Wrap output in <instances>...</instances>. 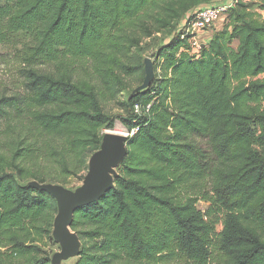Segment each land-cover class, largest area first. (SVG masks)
<instances>
[{
    "label": "trees",
    "instance_id": "obj_1",
    "mask_svg": "<svg viewBox=\"0 0 264 264\" xmlns=\"http://www.w3.org/2000/svg\"><path fill=\"white\" fill-rule=\"evenodd\" d=\"M170 1L0 0V42L29 38L23 90L0 96V264H49L56 200L20 180L81 178L117 120L131 133L126 155L113 187L74 212L73 264H264V20L250 9L264 0H237L197 57L180 38L185 11L159 51L162 73L123 114L103 109L140 19ZM88 62L103 85L72 79Z\"/></svg>",
    "mask_w": 264,
    "mask_h": 264
},
{
    "label": "rangeland",
    "instance_id": "obj_2",
    "mask_svg": "<svg viewBox=\"0 0 264 264\" xmlns=\"http://www.w3.org/2000/svg\"><path fill=\"white\" fill-rule=\"evenodd\" d=\"M217 0H173L168 2L163 8H159L153 11L151 14L144 16L140 19L141 26L137 29L135 34V43L131 46L127 53L122 54V60L125 64L124 67L115 68L114 72L120 77L122 83L118 84V88L110 92V96L103 103V109L112 115L123 114V102L133 94V90L142 84L144 79V71L139 70V64L143 65L144 59H151L154 67V78L152 82L162 73L163 67L162 58H159L160 49L166 45L171 38L177 35L180 28V20L191 12L199 9L201 5L207 6L215 3ZM167 7V8H166ZM250 9L255 13L256 19L259 21L264 20V9L259 8L256 4H251ZM186 11V13H185ZM185 13V14H184ZM230 19L228 13L219 19L209 29V33L212 35L214 32L228 27ZM230 28V27H229ZM7 39L0 42V96L1 95H14L20 93L23 90V69L27 66L22 57V50L27 46L29 38H26L21 33H11L7 35ZM74 71L72 79L82 82H89L101 86V79L97 77L93 63L88 62L86 65L76 63L74 65ZM264 75L259 76L260 78ZM151 82V83H152ZM103 85V84H102ZM113 132L115 135L123 136L127 139L131 133L127 132L125 127L119 120L115 122ZM257 134L260 133L259 127L255 124ZM104 135L110 134L108 130L103 131ZM113 133V134H114ZM127 142V141H126ZM0 149H4L1 148ZM119 165V164H118ZM114 168V174L117 172V167ZM89 170L80 178H70L67 185L62 186L64 189L73 191L84 182ZM23 185L31 186H46L49 182H39L32 178H26L20 180ZM211 189V181L203 182L200 191L203 193H209ZM200 192L194 193L193 197L197 199L196 205L199 209L205 213L210 207L202 197ZM209 216H206L208 219ZM225 216L223 214H217L215 218L217 223L215 224V232L219 234L224 229ZM46 244L43 249L49 256V264H73L78 258V253L81 249V241L77 246L74 253H63L62 245L52 235V239H46ZM177 264H189L184 261H178Z\"/></svg>",
    "mask_w": 264,
    "mask_h": 264
},
{
    "label": "water",
    "instance_id": "obj_3",
    "mask_svg": "<svg viewBox=\"0 0 264 264\" xmlns=\"http://www.w3.org/2000/svg\"><path fill=\"white\" fill-rule=\"evenodd\" d=\"M204 46V45H203ZM144 79L133 92L146 89L154 78L151 59H144ZM126 138L115 134L103 137L101 148L89 158V173L84 182L73 191L58 184H49L44 189L56 200L58 212L54 218L53 235L62 245L63 253H74L79 245L78 236L71 230L74 212L101 198L113 187L114 168L126 155Z\"/></svg>",
    "mask_w": 264,
    "mask_h": 264
},
{
    "label": "built area",
    "instance_id": "obj_4",
    "mask_svg": "<svg viewBox=\"0 0 264 264\" xmlns=\"http://www.w3.org/2000/svg\"><path fill=\"white\" fill-rule=\"evenodd\" d=\"M237 0H229L227 3L217 0L215 3L200 7L191 12L185 17L180 28V38L187 41V51L191 55L198 56L204 40H208L206 35L202 33L207 32L211 27L221 19L227 12L234 7ZM138 111V106L134 107Z\"/></svg>",
    "mask_w": 264,
    "mask_h": 264
},
{
    "label": "crops",
    "instance_id": "obj_5",
    "mask_svg": "<svg viewBox=\"0 0 264 264\" xmlns=\"http://www.w3.org/2000/svg\"><path fill=\"white\" fill-rule=\"evenodd\" d=\"M221 2H224V3H227L229 0H220ZM202 35H206V38L210 39L211 37V34L209 33V31L205 32V33H202ZM208 41V40H204V43Z\"/></svg>",
    "mask_w": 264,
    "mask_h": 264
},
{
    "label": "bare ground",
    "instance_id": "obj_6",
    "mask_svg": "<svg viewBox=\"0 0 264 264\" xmlns=\"http://www.w3.org/2000/svg\"><path fill=\"white\" fill-rule=\"evenodd\" d=\"M109 132H110V134H113L114 132H113V130H108ZM109 134V133H108ZM115 134V133H114Z\"/></svg>",
    "mask_w": 264,
    "mask_h": 264
}]
</instances>
